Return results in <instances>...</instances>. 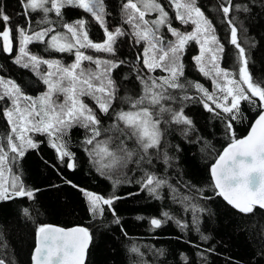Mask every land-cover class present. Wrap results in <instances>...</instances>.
<instances>
[{"label":"snow or ice","instance_id":"obj_1","mask_svg":"<svg viewBox=\"0 0 264 264\" xmlns=\"http://www.w3.org/2000/svg\"><path fill=\"white\" fill-rule=\"evenodd\" d=\"M166 2L169 8L175 10V20L184 26L191 24L193 26L191 31L187 29L181 31L180 28L173 27V18L160 0H126L122 10L124 23L131 26L130 32L119 26L109 30L103 0H20L22 14L27 23L15 28L17 54L13 57V63L35 72L46 85V91L34 98L26 95L15 81L0 76V102H4L0 104V115L8 125L7 129L0 133V201L18 197L31 200L39 191L27 188L20 176L12 170V166L24 157L28 149L39 148L40 142L35 141L28 135L29 133L46 135L49 146L57 153V159L63 163L65 158H68L66 167L69 169L75 168L74 153L68 150L64 137L73 127L85 129L88 133L83 143L93 147L91 149L85 147V151L101 174H106L105 169H123L132 162L133 157H136L137 167L142 161L150 164L152 162L150 149L156 150L159 158L161 140L164 136L162 123L192 126V120L184 115L183 107L174 110L163 103L175 100L169 89L183 91L187 84L202 94L203 106L209 112L221 109L222 113L228 114L225 117V127L229 142L210 166L212 187L217 190V195L223 197L240 213H253L257 206L264 209V80L254 82L247 70L248 61L245 49L238 41V29L231 19H227L233 8L232 0H225L220 10L230 26V43L238 49L237 59L240 62L238 73L220 67L218 53L223 52V45L219 43L212 21L198 6V0ZM68 7L82 9L85 13L91 14L93 20L103 28L105 37L103 42H94L89 38L86 19L66 21L62 10ZM37 11L42 13V18L36 22L37 25H48L39 30L32 28V17L29 16V12ZM50 13H54L58 20L49 19ZM153 13L157 14L154 19L145 18ZM10 19L8 14L0 11V24L3 25V29L0 30V48L9 56L13 53V27ZM53 24L62 30L58 31ZM164 28L175 38L174 40H165L162 32ZM124 36H131L136 45L142 42L145 44L142 52L137 54V59L142 58L143 64V69L136 76L142 86L141 92L136 97L125 95L120 98L122 104L128 105L127 109L122 106L113 108L118 88L111 75L114 69L126 61L94 57L81 51L93 49L95 52L115 57L118 38ZM190 41L200 45V54L193 57L199 66V72L211 78L215 89L221 95L209 92L199 82H181L180 78L184 75L183 54ZM34 42L44 43L45 52L51 50L73 54L74 60L65 65L62 60L47 59L33 54L28 50V45ZM205 53L209 54L206 62ZM85 61L95 67H83ZM41 65L46 66L43 73L39 71ZM157 69L167 75H151ZM86 96L94 102L102 115L113 120L111 125L107 128L101 127L96 110L84 102L83 98ZM181 99L191 97L185 95ZM208 101H211V104ZM242 101H247L257 109V116L248 134L237 138L233 122L241 117ZM189 130L190 127L186 128L185 134ZM102 131L104 133L115 131L118 135H109L103 140L97 139ZM129 140L134 142V148L128 147ZM168 160L165 152L163 161L168 164ZM142 172L143 175L136 183L140 184L141 191L147 190L154 198L161 199L159 189L165 186L172 187L167 180L156 176L155 173L145 169H142ZM5 173L12 176L10 184L5 178ZM65 182L72 183L67 180ZM125 182L131 183L128 180ZM119 183H121L119 179L113 181L114 186ZM80 191L86 197L88 211L93 217L103 216L105 211L103 206H107L114 218L113 223L120 224V218L116 216L112 205L121 197L111 195L106 198L84 189ZM173 199L175 200V196ZM184 199L188 200L190 197ZM191 208L192 225L199 233L200 218L196 213L204 212L205 209L195 204L191 205ZM24 211L26 215L29 214L27 209ZM161 215L162 219L150 220L153 227L159 228L162 223L173 221L182 231L189 228L187 222L177 219L167 211ZM200 238L205 241L208 239L202 233ZM91 239V233L86 227L65 229L42 224L37 229V244L32 259L34 264H85ZM132 251L138 252L139 249L133 248ZM158 251L163 254L162 250ZM183 260L184 264H187V256H184ZM0 264H6L5 260L0 259Z\"/></svg>","mask_w":264,"mask_h":264},{"label":"trees","instance_id":"obj_2","mask_svg":"<svg viewBox=\"0 0 264 264\" xmlns=\"http://www.w3.org/2000/svg\"><path fill=\"white\" fill-rule=\"evenodd\" d=\"M125 2L126 0H103L109 30L119 26L125 31H131V26L124 23L122 5ZM160 2L173 18V27L180 28L181 31L193 29L191 24L184 26L175 20V10L168 7L166 0ZM224 2L225 0H198V6L212 21L219 43L223 45V52L218 53L220 67L238 73V49L230 43V26L220 10ZM232 5L227 19H231L238 29V41L244 47L248 61L247 70L254 82L264 80V0H232ZM0 11L11 17L10 24L13 27L12 55L9 56L0 48V76L15 81L26 95L35 98L46 91V85L30 68H22L13 63V57L17 54L15 28L27 23L22 14L20 0H0ZM62 14L68 22L86 19L89 38L94 42H103V28L93 20L91 14L71 7L63 9ZM29 16L32 17V28L39 30L48 26L37 25L36 22L42 18L41 12H29ZM145 18L151 19L149 15ZM49 19L58 20L54 13L49 14ZM52 26L57 27L58 31L62 30L56 24ZM2 29L3 25L0 24V30ZM162 32L166 41L175 39L167 33L166 28ZM144 46V42L136 45L131 36H124L118 38L115 57L95 52L93 49H81L85 54L94 57L126 61L111 74L118 88L113 108L122 106L127 109L128 105L122 104L120 98L125 95L136 97L140 94L142 86L136 76L143 69V64L142 58L137 59V54L142 52ZM44 49V43L34 42L28 45L31 53L47 59L62 60L65 65L74 60L73 54L51 50L45 52ZM199 54L200 45L190 41L183 54L184 75L180 78L181 82H199L209 92L221 95L215 89L211 78L199 72V66L193 59ZM208 58L209 54L205 53V62ZM83 67L95 66L85 61ZM45 70L46 66L41 65L39 71L43 73ZM144 72L146 73V69ZM151 75L167 73L157 69ZM169 93L175 100L164 101V105L174 110L183 107L184 115L192 120V126L162 123L164 136L159 158L156 150L150 149V164L142 161L137 167L136 157H133L132 162L123 169H105L106 174H101L85 151V147H93L83 143L88 133L85 129L73 127L64 137L68 150L74 153L75 168L69 169L66 167L68 158L63 163L57 159V153L49 146L46 135L29 133L35 141L40 142L39 148L28 149L24 157L12 166V170L20 176L27 188L39 191L31 200L18 197L0 201V259H4L6 264H32L37 229L42 224H51L88 228L92 239L86 264H184V256H187V264H264V210L255 208L253 213H240L217 195V190L212 187L210 166L229 142L225 127V117L228 114L222 113L221 109L209 112L203 106L202 94L187 84L185 90L169 89ZM185 95L191 99L182 100L181 97ZM83 99L96 110L102 128L113 123L109 116L102 115L96 109L89 97ZM208 103L211 104V101ZM240 112L241 117L233 122L237 138L246 135L257 116V109L247 101L241 102ZM167 118L165 114V119ZM7 127L6 120L0 115V133ZM189 127L191 130L185 134L184 130ZM109 135L116 136L118 133L102 131L97 139L103 140ZM127 145L129 148L135 147L131 140L127 141ZM165 152L169 157L168 164L163 161ZM142 169L155 173L172 186L159 189L161 199L149 195L147 190H140L141 186L136 181L143 175ZM8 176L11 183L12 176ZM117 179L121 183L114 186L113 181ZM66 180L72 183L68 184ZM126 180L131 183L125 182ZM80 189L106 198L111 195L121 197L112 205L116 216L120 218V224L113 223L114 218L107 206H103V216L93 217ZM172 189L176 191L173 192ZM184 197L190 199L185 200ZM193 204L205 209L204 212L196 213L200 218L199 233L192 225ZM25 209L29 214H25ZM165 211L187 222L189 228L182 231L173 221L162 223L159 228L153 227L150 220L162 219L161 214ZM201 233L208 237L206 241L200 238ZM133 248L139 251L133 252ZM158 250H162L163 254Z\"/></svg>","mask_w":264,"mask_h":264},{"label":"water","instance_id":"obj_3","mask_svg":"<svg viewBox=\"0 0 264 264\" xmlns=\"http://www.w3.org/2000/svg\"><path fill=\"white\" fill-rule=\"evenodd\" d=\"M253 123V122H252ZM249 130H250V128H249ZM248 130V131H249ZM248 131H247V133H246V135L248 134ZM246 135H244V136H246ZM211 175V174H210ZM212 178V177H211ZM223 198V197H222ZM224 200V199H223ZM225 201V200H224ZM226 202V201H225ZM227 203V202H226ZM228 204V203H227ZM229 205V204H228ZM229 206H231V205H229ZM232 207V206H231ZM233 208V207H232ZM256 208H259L258 206L256 207ZM236 210V209H235ZM262 210H264V209H262ZM238 211V210H237ZM51 225V224H50ZM53 226H57V225H53ZM57 227H62V226H57ZM73 227H76V226H73ZM80 227H83V226H80ZM62 228H65V229H69V228H72V227H62ZM36 242H37V240H36ZM90 245H91V242H90V244H89V248H90ZM89 248H88V252H89ZM88 252H87V257H86V261H85V264H86V262H87V259H88ZM33 255H34V252H33ZM32 264H34V261H33V259H32Z\"/></svg>","mask_w":264,"mask_h":264},{"label":"rangeland","instance_id":"obj_4","mask_svg":"<svg viewBox=\"0 0 264 264\" xmlns=\"http://www.w3.org/2000/svg\"><path fill=\"white\" fill-rule=\"evenodd\" d=\"M166 10V9H165ZM157 14L153 13V14H150L149 17L151 19H154L156 17ZM7 174V175H6ZM5 174V178L7 179L8 183L10 184V179H9V176H8V173Z\"/></svg>","mask_w":264,"mask_h":264}]
</instances>
